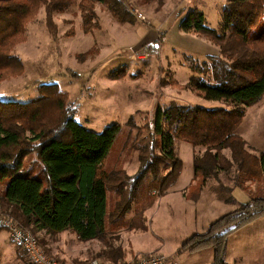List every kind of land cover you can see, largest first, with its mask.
Instances as JSON below:
<instances>
[{
    "label": "trees",
    "instance_id": "trees-1",
    "mask_svg": "<svg viewBox=\"0 0 264 264\" xmlns=\"http://www.w3.org/2000/svg\"><path fill=\"white\" fill-rule=\"evenodd\" d=\"M158 1L157 12L164 5V0ZM97 4L105 5L121 22L134 20L129 0H0V81L25 71L14 49L41 9L50 34L56 37V15L73 6L80 11L84 31H93L98 26ZM263 19L264 0H226L220 29L210 27L198 9L182 19L185 32L203 35L219 48L218 54L193 66L198 74L184 88L229 108L171 102L159 108L154 125L149 120L144 126L134 125L122 146L138 153L134 174L119 162L109 163L120 124L102 132L87 128L76 120L69 94L57 83L40 84V96L32 100L0 98V213L32 231L52 256L45 236L63 231L82 241L115 243L122 228L143 224L145 210L138 209L139 220L131 223L130 211L176 184L183 166L176 149V140L181 139L204 149L194 157L187 199L199 200L211 180L232 191L220 178L234 167L233 183L249 194L247 202L214 221L208 232L192 235L181 249L212 246L213 264H227L229 234L264 215V151H255L237 133L247 108L264 96V28L252 33ZM173 83L179 85L175 79ZM143 128L149 135L141 144Z\"/></svg>",
    "mask_w": 264,
    "mask_h": 264
},
{
    "label": "rangeland",
    "instance_id": "rangeland-1",
    "mask_svg": "<svg viewBox=\"0 0 264 264\" xmlns=\"http://www.w3.org/2000/svg\"><path fill=\"white\" fill-rule=\"evenodd\" d=\"M156 5L144 3L140 6L134 0L128 4L134 20L121 22L105 5L97 4L98 26L89 33L82 27L78 7L73 6L56 15L59 24L56 37L50 34L45 12L41 9L27 24L26 38L14 49V53L22 58L25 71L0 81V98L6 101L32 100L40 96V84L57 83L69 94V103L77 111L76 120L87 128L102 132L109 125L120 124L121 130L109 163L115 165L119 162L130 174L136 173L138 153L122 149L128 130L134 125L144 126L148 120L154 125L159 108L171 102L206 108L228 107L183 86L191 76L198 74L193 68L195 64L203 63L209 55L219 52L218 46L209 38L198 34L193 36L181 28L179 24L189 9L183 15L177 13L176 18L175 14L168 17L160 26L157 40L149 42L151 47L150 44L142 45L147 33L139 30L138 24L140 22L146 28L156 24L155 21L151 23L156 19V16L151 17ZM223 5L224 0H201L200 8L207 15L210 27L221 28L220 9ZM133 6L145 15L148 23L134 13ZM262 28L264 19L252 29V33ZM138 30L144 34H139ZM174 79L179 85H174ZM237 133L255 151H264V96L247 108ZM148 135V130L143 128L141 144L146 142ZM202 148L176 140L177 153L184 163L182 174L170 193H183L191 182L194 157L203 152ZM229 151L225 150L227 156ZM235 173L234 167L220 178L226 187L233 188L232 191L222 187L221 182L211 180L204 190L203 201L198 203H185L179 195L169 194L163 198L156 193L154 208L149 212L151 232L163 243H180L181 238L208 232L210 227L205 228L207 222L213 223L250 199L247 191L233 183ZM56 235L71 244L76 241L98 243L79 240L71 231ZM212 249V246H204L195 251H182L176 259L180 264H213V254L212 257L209 254ZM225 256L227 264H264V215L228 236ZM0 264H32L26 251L10 240L6 230L0 232Z\"/></svg>",
    "mask_w": 264,
    "mask_h": 264
},
{
    "label": "crops",
    "instance_id": "crops-1",
    "mask_svg": "<svg viewBox=\"0 0 264 264\" xmlns=\"http://www.w3.org/2000/svg\"><path fill=\"white\" fill-rule=\"evenodd\" d=\"M129 1L134 2V0H129ZM135 1L140 6H143L144 3H147V4L149 3V6L152 3L157 4L155 7V12L153 11L154 13L151 14V17L156 16V19L152 20L151 23H153V21H155L154 23H156V24L155 25L152 24L151 27H149V28L144 27L143 25H141L140 22L138 24L139 30L143 29L144 33H147V36L145 35L142 39V42H143L142 45L143 44L149 45L151 42H154L157 40V37H158L157 34H160V32H161L160 31L161 24H163L167 20V18L170 17L171 15L175 14L174 17L176 18L177 13H178V16L183 15L188 9L190 11L193 9H198V10H201L204 12V10H202L200 8L201 7L200 6L201 0H164V5L161 7V9L158 12H157V10L160 7V2L158 0H135ZM225 2H226V0H224V5H225ZM224 5L220 9V16H221L222 22H223ZM204 14H205V12H204ZM205 16L207 19L206 14H205ZM207 23H208V20H207ZM143 31L142 32L139 31V34H144ZM196 34L197 33H193L192 35L194 36ZM198 35H200V34H198ZM149 46L151 47V44ZM218 50H219V48H218ZM218 53H216V54H218ZM183 163H184V160H183ZM193 169H194V165H193ZM181 174H180V176H181ZM180 176H179V178H180ZM179 178H178V180H179ZM193 178H194V171H193V177H192L191 182L193 181ZM178 180H177V182H178ZM191 182L187 185V187L184 189L183 193H181V194H179L175 191L170 193L169 190L172 188L171 187L164 195H160V196H162L163 198H166L169 194H171L173 196L179 195V196H182L184 198L183 201L185 203H192V202L198 203V202L203 201L204 190H205L207 185L203 189L202 195L199 198V200L191 201V200L186 198L185 192H186V189L188 188V186L191 184ZM153 203H154L153 200H151L149 202H144L143 205H140L139 207H136L132 211L129 212L127 219L131 223L133 221L139 220L138 217L136 216V214L138 213L137 210L140 208L144 209L145 210V216H144V219H141L142 221H140L143 224L139 223L138 225L134 224L133 226H130V227L126 226V227L122 228L120 231V237L115 241V243H111L112 246H109V245H111L110 243L109 244L103 243L101 240H95L98 243H77V241H76V243L71 244V243H68L65 238H59V237H57V235L56 236L46 235L47 236L45 238L46 239V246L48 247L50 253L53 254L54 256L58 257V259H60V261H62L64 264H87V262L92 258H98V259L102 260L104 263L111 264V263L116 262V261L121 262V261L129 260V259H131L137 255L156 254V253H160V252L165 253L167 255L175 256V258H176L177 254L182 253L181 248H179V247L180 246L182 247L184 242L190 237H188L186 239L181 238L180 243L159 242L160 238L157 239L155 237V235L150 230L151 218H150L149 212L154 208ZM199 215H201V214L199 213ZM211 224L212 223L207 222V224H205V228L210 227ZM2 231H5V230L0 229V232H2ZM235 231H233V232H235ZM194 234H197V233H194ZM76 238H78V236H76ZM93 241L94 240H89V241H85V242H93ZM187 253L190 254V252H187ZM193 253H196V252H192L191 254H193ZM209 254H211V257L213 254V259H212V263H213V261H214V250L212 249V253H209ZM225 255H226V251H225ZM179 264H180V262H179Z\"/></svg>",
    "mask_w": 264,
    "mask_h": 264
},
{
    "label": "built area",
    "instance_id": "built-area-1",
    "mask_svg": "<svg viewBox=\"0 0 264 264\" xmlns=\"http://www.w3.org/2000/svg\"><path fill=\"white\" fill-rule=\"evenodd\" d=\"M131 9L134 13H137L142 20L148 23L145 15L142 14L138 8L133 6ZM0 228H4L8 232L10 240L26 251L33 264H64L56 257L48 254L39 243L37 236L29 229L17 223L13 218L0 213ZM87 264L109 263H104L98 258H92ZM116 264H179V261L175 256L156 253L137 255L129 260L121 261Z\"/></svg>",
    "mask_w": 264,
    "mask_h": 264
}]
</instances>
